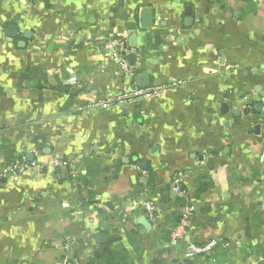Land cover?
Instances as JSON below:
<instances>
[{
    "label": "crops",
    "instance_id": "0c3cea01",
    "mask_svg": "<svg viewBox=\"0 0 264 264\" xmlns=\"http://www.w3.org/2000/svg\"><path fill=\"white\" fill-rule=\"evenodd\" d=\"M141 81L166 88L95 105ZM19 160L0 264H264V0H0V168Z\"/></svg>",
    "mask_w": 264,
    "mask_h": 264
},
{
    "label": "built area",
    "instance_id": "2783aa9c",
    "mask_svg": "<svg viewBox=\"0 0 264 264\" xmlns=\"http://www.w3.org/2000/svg\"><path fill=\"white\" fill-rule=\"evenodd\" d=\"M130 48L122 39H115L113 48L108 54V61L117 64L118 68L123 72H130L131 66L128 63L127 56L130 53ZM166 86L155 85L149 87H133L130 91L123 93L117 97H110L104 100L97 102L95 105H98L101 108H107L110 105H126L132 100L150 97L162 90H164ZM67 161L61 159H54L53 163L58 166H66ZM34 164L27 163L26 161L19 160L12 163L9 167L0 168V179H4L5 177H13L27 174L32 168ZM184 177V172L182 170L176 171L171 179L170 183L172 185V190L176 194H181L182 192V182ZM195 207L194 205H188L184 207L181 212V217L178 225L176 226V233L174 235L176 238L180 236L179 231L181 228L189 225L192 215L194 213ZM147 218L150 221L155 220V211L153 207L149 205L145 211ZM217 240H209L201 243H196L189 241L186 243L184 249V257L186 258H200L207 257L214 247L217 245Z\"/></svg>",
    "mask_w": 264,
    "mask_h": 264
},
{
    "label": "water",
    "instance_id": "95a60500",
    "mask_svg": "<svg viewBox=\"0 0 264 264\" xmlns=\"http://www.w3.org/2000/svg\"><path fill=\"white\" fill-rule=\"evenodd\" d=\"M142 13H149V9H144L143 11H142ZM147 18V17H146ZM144 19H145V17H144ZM144 25L146 26V25H148L147 23H145V21H144ZM10 30H14V28L12 27V28H10ZM144 78V79H146V75H138V78L141 80V78ZM140 85H141V87H143L145 84H147L145 81H141L140 83H139ZM143 223H146V222H143ZM144 225H146V224H144Z\"/></svg>",
    "mask_w": 264,
    "mask_h": 264
},
{
    "label": "trees",
    "instance_id": "16d2710c",
    "mask_svg": "<svg viewBox=\"0 0 264 264\" xmlns=\"http://www.w3.org/2000/svg\"><path fill=\"white\" fill-rule=\"evenodd\" d=\"M201 243V242H200ZM209 256V255H208ZM207 256V257H208ZM200 258H206V256L205 257H200ZM198 259V258H197ZM107 264H113V261L111 260V259H107Z\"/></svg>",
    "mask_w": 264,
    "mask_h": 264
}]
</instances>
